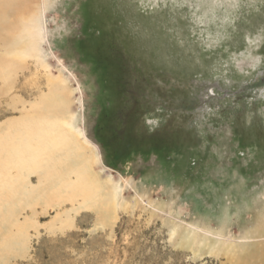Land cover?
Listing matches in <instances>:
<instances>
[{
	"label": "rangeland",
	"instance_id": "obj_1",
	"mask_svg": "<svg viewBox=\"0 0 264 264\" xmlns=\"http://www.w3.org/2000/svg\"><path fill=\"white\" fill-rule=\"evenodd\" d=\"M24 8L10 21L34 19L28 56L0 33V136L58 80L118 193L88 206L31 174L34 199L0 219V264H264V0Z\"/></svg>",
	"mask_w": 264,
	"mask_h": 264
},
{
	"label": "bare ground",
	"instance_id": "obj_2",
	"mask_svg": "<svg viewBox=\"0 0 264 264\" xmlns=\"http://www.w3.org/2000/svg\"><path fill=\"white\" fill-rule=\"evenodd\" d=\"M27 1L0 0V33L10 36L6 37V41H11V47L26 42L25 50L14 52L22 59L34 49V19H18L13 24L10 17L15 11L25 15L29 10L24 8ZM19 24L18 30L23 35L14 38ZM49 84V94L40 99L34 112L27 113L17 123H10L0 136V219H9L14 215L15 202L12 201L17 196L34 199L36 191L27 186L30 175L38 171H41V180L50 182L48 186L53 187L50 190L56 196L62 197V193L66 192L70 200L82 197L84 205L91 203L109 208L118 193V187L109 189L94 174L96 153L84 147L73 132L68 89L58 80L50 79ZM73 175L75 180L72 181ZM4 242L8 249L11 240Z\"/></svg>",
	"mask_w": 264,
	"mask_h": 264
}]
</instances>
